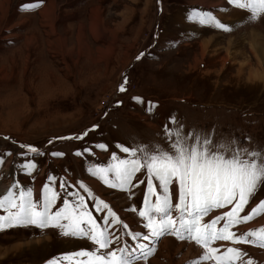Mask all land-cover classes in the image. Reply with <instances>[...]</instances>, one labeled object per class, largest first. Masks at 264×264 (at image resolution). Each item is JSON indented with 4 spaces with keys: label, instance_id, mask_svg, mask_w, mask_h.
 Wrapping results in <instances>:
<instances>
[{
    "label": "rangeland",
    "instance_id": "374dc122",
    "mask_svg": "<svg viewBox=\"0 0 264 264\" xmlns=\"http://www.w3.org/2000/svg\"><path fill=\"white\" fill-rule=\"evenodd\" d=\"M25 3L40 6L23 11ZM193 9L211 12L232 31L189 21ZM248 15L227 0H0V194L15 169L19 177L13 182L32 187L36 198L49 175L57 182L62 177L69 183L82 181L130 230L143 231L131 208L143 206L146 185L133 189L129 198L88 172L94 165L106 166L113 152L123 157L117 144L166 146L162 126L174 116V127L183 125L185 134L214 132V151L231 145L264 152V17L252 22ZM125 74L129 82L120 93ZM147 101L158 105L152 114L146 111ZM94 124L99 129L83 140L56 139L79 135ZM100 143L107 150L99 149ZM20 144L45 153L28 154L37 164L30 176L20 170L26 162ZM85 147L92 153L75 156ZM51 151L65 155L55 158ZM258 195L264 198V189ZM61 204L58 200L57 206ZM220 211H211L205 222ZM260 227L264 214L233 230L239 234ZM46 239L52 244L43 252L46 259L92 248L90 242L63 238L55 229L13 228L0 232L2 264L32 263L31 256L20 257L27 251L18 247ZM236 247L247 253L244 261L264 264V248ZM201 253L194 243L166 236L147 261L137 264H191Z\"/></svg>",
    "mask_w": 264,
    "mask_h": 264
},
{
    "label": "snow or ice",
    "instance_id": "6c2138e0",
    "mask_svg": "<svg viewBox=\"0 0 264 264\" xmlns=\"http://www.w3.org/2000/svg\"><path fill=\"white\" fill-rule=\"evenodd\" d=\"M227 4L246 10L252 22L264 17V0H227ZM39 6L25 3L22 10ZM187 19L225 33L232 31L228 24L209 11L193 9ZM143 56L142 52L135 59L139 61ZM128 82L125 74L118 88L120 93L126 91ZM133 99L145 103L141 97ZM119 104L117 101V106ZM157 107L156 103L147 101L146 111L152 114ZM176 123L175 117L169 116L162 126L166 146L117 144L123 157L113 152L106 166L94 165L88 169L109 188L127 192L129 198L134 196L133 189L146 185L143 206L139 211L136 207L131 208L141 219L143 231L130 230L109 203L94 195L82 181L69 183L62 177L57 191L54 187L57 179L49 175L38 198L34 197L32 187L22 186L19 181H14L4 194H0L3 212L0 214V232L29 227L41 232L55 229L63 238L86 240L92 245L91 250L66 252L46 259L44 264H137L147 261L156 252L161 238L166 236L194 243L202 250L191 264H253L251 259L244 261L247 253L236 245L264 248V227L239 234L233 229L264 214V198L258 195L264 189V152L231 145L224 151H214L211 149L214 132L203 137L193 131L185 134L183 125L176 128ZM99 127L94 124L79 135L56 139L83 140ZM8 139V136L4 137V140ZM52 143L53 140L48 141L49 145ZM232 143H236L235 138ZM97 147L107 150L103 143ZM19 148L25 150L21 155L26 160L21 163L20 170L30 176L37 164L27 158L28 154L38 157L45 153L33 145L20 144ZM84 153L91 154L92 149L85 147L74 154L81 157ZM50 155L59 158L65 154L51 151ZM3 163L0 158V165ZM77 186L79 190H76ZM80 190L87 195L81 194ZM58 200H62L60 206H57ZM89 200L99 215L90 210ZM213 210L221 211L205 222L204 218ZM217 242L225 243L217 246Z\"/></svg>",
    "mask_w": 264,
    "mask_h": 264
},
{
    "label": "bare ground",
    "instance_id": "6f19581e",
    "mask_svg": "<svg viewBox=\"0 0 264 264\" xmlns=\"http://www.w3.org/2000/svg\"><path fill=\"white\" fill-rule=\"evenodd\" d=\"M11 183H12V181H11ZM11 183H9V184L11 185ZM20 183H21L22 186L28 187L25 183H23V182H20ZM10 185L7 186V187H5L4 191H6V189L8 187H10ZM49 240H51V239H49ZM49 240H47V239H46V241L38 240L37 242H33V243H29L28 242L26 244H23L22 246L18 247V250L21 251L24 248L25 249L24 252L25 251H27V252L21 254L22 256H20V257L23 258V256H26V255L28 256L29 255V256H31V258H33L32 259V263H30V264H39V263H41L43 261V259H45L46 257H48V254L47 253H42V252H44V250L46 249V247H48V245L49 246L52 245L51 243L48 244ZM43 245H46V246L45 247H42ZM68 246L66 248L67 249L70 248V250H71L72 249L71 248L72 246L71 247H68ZM67 251H69V250H67ZM7 256H8V254H7ZM3 263H4V261H3ZM0 264H2L1 258H0Z\"/></svg>",
    "mask_w": 264,
    "mask_h": 264
},
{
    "label": "crops",
    "instance_id": "0c3cea01",
    "mask_svg": "<svg viewBox=\"0 0 264 264\" xmlns=\"http://www.w3.org/2000/svg\"><path fill=\"white\" fill-rule=\"evenodd\" d=\"M13 156V155H12ZM13 173L16 175V176H13ZM17 173H19V171L17 172V169H15L14 170V172L12 171V183H13V180H15L16 178H18L19 177V174H17ZM19 181V180H18ZM20 182V181H19ZM58 183V186H57V188L59 189V181L57 182ZM70 183H73L71 180H70ZM0 214H3V212H2V210H0ZM50 241V240H49ZM48 247H50L49 245H48ZM48 247H46V248H48ZM43 253V252H42ZM46 259V258H45ZM43 261H44V259H43Z\"/></svg>",
    "mask_w": 264,
    "mask_h": 264
}]
</instances>
